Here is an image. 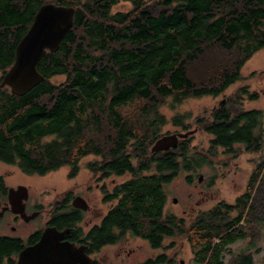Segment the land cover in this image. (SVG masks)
<instances>
[{
	"label": "trees",
	"instance_id": "trees-1",
	"mask_svg": "<svg viewBox=\"0 0 264 264\" xmlns=\"http://www.w3.org/2000/svg\"><path fill=\"white\" fill-rule=\"evenodd\" d=\"M48 1L73 6L74 23L58 50L38 62L42 81L24 95L0 88V162L29 174L68 166L73 176L92 155L85 164L92 176L129 174L108 194L118 204L94 228L96 244L130 232L166 249L164 240L178 237L197 264H253L246 249L264 236V108L242 104L258 93L239 86L196 117L212 135L208 148L192 144L193 133L166 150L150 147L167 122L162 106L216 97L242 78L245 63L264 48V0H0L1 75ZM120 2L130 7L113 11ZM188 118L176 112L171 121L187 131ZM237 144L262 154L233 202L218 201L189 220L163 209L172 178L190 172V181L218 149L231 153ZM238 240H248L246 249L231 251ZM7 245L0 241L1 253ZM170 262L164 251L141 264Z\"/></svg>",
	"mask_w": 264,
	"mask_h": 264
},
{
	"label": "rangeland",
	"instance_id": "rangeland-1",
	"mask_svg": "<svg viewBox=\"0 0 264 264\" xmlns=\"http://www.w3.org/2000/svg\"><path fill=\"white\" fill-rule=\"evenodd\" d=\"M129 7L130 5L127 2H120L113 6V11L126 10ZM242 75L241 79L231 84L225 92L216 97L188 98L173 108L169 105L162 106L160 108L161 113L165 115L167 122L161 127V134L182 131L180 126L172 123L171 117L176 112H185L189 116L186 121L191 123L190 129L196 128L191 140L192 144L208 148L212 135L198 127L194 120L197 116H202L203 112L215 108L220 102L223 101L224 103L227 96L238 89L239 86H245L250 92L256 91L258 93L257 99L244 98L242 105L245 109L264 108V48L255 52L245 63L242 68ZM54 79L61 80L62 76H57ZM130 106L129 104L122 106L121 110L124 111ZM239 147L242 148L243 146L235 145L234 152L231 153L218 149L215 156H210L211 163L203 164L192 172L190 181L186 178V175L190 172H181L172 178L165 185L167 192L165 211L189 220L198 210L210 208L218 201L233 202L235 197L244 191L254 164L262 154V152L239 150ZM236 149L239 152L236 153ZM93 158L92 155L83 157L79 162L77 172L73 176H69L71 170L68 166L60 167L45 174H29L23 172L16 165L4 162H0V173L4 174L5 179L11 183L18 182L29 186L33 197L38 199L44 206H50L54 200L61 198L65 191H70L74 196H82L91 210L85 213V218H87V216L92 215L93 211H104L109 206L101 200L100 186L102 184L105 183L109 190L114 184L129 177V174L110 175L99 180L96 178L97 176H92L85 165ZM200 175H202L201 181L198 180ZM98 183L100 186H98ZM173 198H176V201H173ZM126 236L127 239L122 248L132 250V254L125 262L137 264L157 253L147 241L140 237L130 234ZM247 243L248 240H238L230 244L229 249L233 252H239L246 249ZM164 245L167 249V257L171 259L168 264H178L180 260H182L180 264H197L192 260L191 249L185 239L178 237L166 238ZM120 248L109 247L105 252L111 255L114 252L116 253L117 250L119 251ZM246 251L252 254L253 264H264V236L256 241L255 246L247 248ZM228 257L229 252L224 253L223 261L226 262ZM118 262L116 259L109 264H117Z\"/></svg>",
	"mask_w": 264,
	"mask_h": 264
},
{
	"label": "flooded vegetation",
	"instance_id": "flooded-vegetation-1",
	"mask_svg": "<svg viewBox=\"0 0 264 264\" xmlns=\"http://www.w3.org/2000/svg\"><path fill=\"white\" fill-rule=\"evenodd\" d=\"M96 178L103 179L100 178V175ZM124 181L114 184L109 190L105 183L101 186L98 183L102 193L101 200L109 206L104 211L92 210V215L85 218V213L91 211L90 206L82 208L72 204L73 198L78 195L74 196L70 191H65L61 198L54 200L50 206H44L33 197L30 187L27 185L24 190L21 189L15 193L13 188L23 184L11 183L5 179L4 174L0 173V241L8 244L5 251L0 252V264H17L20 254L30 246H34L42 233L49 227H55L59 231L67 229L59 241H65L81 248L90 258L89 264H109L116 259L119 261L117 264H129L125 260L132 254V250H125L122 246L125 245L127 234L136 235L125 232L115 241L96 244L94 229L95 227L101 228L107 215L118 204V197L116 195L110 197L108 194L114 193V188ZM109 247L121 248L110 255L105 252ZM153 249L157 251L155 255L149 256L137 264L167 251L163 247ZM29 258H34L33 253L29 255Z\"/></svg>",
	"mask_w": 264,
	"mask_h": 264
},
{
	"label": "water",
	"instance_id": "water-1",
	"mask_svg": "<svg viewBox=\"0 0 264 264\" xmlns=\"http://www.w3.org/2000/svg\"><path fill=\"white\" fill-rule=\"evenodd\" d=\"M74 7L52 1L42 3L35 11L33 19L25 33L15 46L14 60L1 75L0 88L8 86L15 95H24L43 80L37 68L38 62L46 52H54L60 47L61 41L73 26ZM196 131L164 133L157 137L150 147L152 152L175 147L180 138H186ZM202 175L198 180L201 181ZM25 185L13 188L15 193L25 189ZM176 201V198L173 199ZM77 207L86 208L88 203L78 195L72 200ZM67 231H59L55 227L46 228L39 241L20 254L17 264H89L90 258L81 248L74 244L59 241ZM34 255L33 259L29 255ZM182 262V260H181Z\"/></svg>",
	"mask_w": 264,
	"mask_h": 264
},
{
	"label": "bare ground",
	"instance_id": "bare-ground-1",
	"mask_svg": "<svg viewBox=\"0 0 264 264\" xmlns=\"http://www.w3.org/2000/svg\"><path fill=\"white\" fill-rule=\"evenodd\" d=\"M75 9V8H74Z\"/></svg>",
	"mask_w": 264,
	"mask_h": 264
}]
</instances>
